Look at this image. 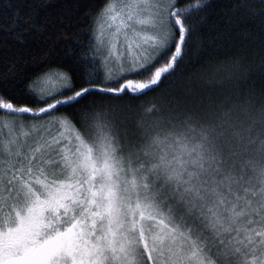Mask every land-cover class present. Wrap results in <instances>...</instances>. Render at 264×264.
<instances>
[{
    "label": "snow or ice",
    "instance_id": "6c2138e0",
    "mask_svg": "<svg viewBox=\"0 0 264 264\" xmlns=\"http://www.w3.org/2000/svg\"><path fill=\"white\" fill-rule=\"evenodd\" d=\"M210 7L0 0V264H264V59L213 62Z\"/></svg>",
    "mask_w": 264,
    "mask_h": 264
},
{
    "label": "trees",
    "instance_id": "16d2710c",
    "mask_svg": "<svg viewBox=\"0 0 264 264\" xmlns=\"http://www.w3.org/2000/svg\"><path fill=\"white\" fill-rule=\"evenodd\" d=\"M72 3H77V0H71ZM243 0H210L212 7L203 15L206 20L201 24L200 18H194V23L200 27L198 39L203 41L204 46L213 50V62H228L232 59H242L246 63H250L257 68V71L252 75L249 86L255 87L257 91L262 83L260 79L259 65L264 59V22L259 16L252 17L247 15L243 10L240 13L241 22L238 24H229L228 18L236 12V6L242 3ZM248 3L254 4L259 9V0H247ZM3 22V21H0ZM67 30L76 32L77 26L75 21L67 22ZM81 40L84 37H80ZM193 50L197 49L198 45H192ZM42 50L37 55H42ZM200 66L198 64H189L185 68L186 75L197 71ZM3 65H0V73L4 72ZM202 95L217 96L220 94V89L202 85L195 89ZM159 93H151L147 97H142L141 100L133 101L134 105L148 103L153 97H157ZM21 99H26L21 97ZM131 127V126H130Z\"/></svg>",
    "mask_w": 264,
    "mask_h": 264
}]
</instances>
